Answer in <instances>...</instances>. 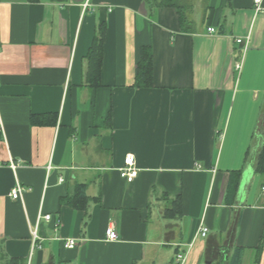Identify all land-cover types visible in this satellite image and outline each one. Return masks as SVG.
Instances as JSON below:
<instances>
[{
  "label": "crops",
  "instance_id": "crops-1",
  "mask_svg": "<svg viewBox=\"0 0 264 264\" xmlns=\"http://www.w3.org/2000/svg\"><path fill=\"white\" fill-rule=\"evenodd\" d=\"M151 1L0 0V264H230L238 248L243 264H264V1L183 0L186 31ZM143 46L151 88L135 86ZM129 154L133 183L121 176ZM79 185L84 209L67 202ZM178 198L182 214L165 218Z\"/></svg>",
  "mask_w": 264,
  "mask_h": 264
},
{
  "label": "trees",
  "instance_id": "trees-1",
  "mask_svg": "<svg viewBox=\"0 0 264 264\" xmlns=\"http://www.w3.org/2000/svg\"><path fill=\"white\" fill-rule=\"evenodd\" d=\"M153 6L156 7H170L175 8L178 11L180 24L182 30L186 31V25H188V18L186 7L183 0H153L151 1ZM106 34V25L101 24L98 26L93 44L87 55V75L86 84L90 88H98L101 85V72L103 66L104 57V39ZM135 86L137 88H151L153 86V56L150 46H143L140 52V61L138 64V71L136 75ZM38 117L34 116L32 122L37 124ZM256 172L264 177V144L259 153ZM240 176L237 172H233L230 178V182L227 187L226 202H232L239 189ZM78 198H68V204L75 207L84 209L87 202L85 196V186L79 185L77 187ZM81 196V197H80ZM67 200V199H66ZM81 204V205H80ZM182 214L181 200L178 198L173 204L168 207L164 212L165 218H174ZM243 248H238L229 262L230 264H243L244 259Z\"/></svg>",
  "mask_w": 264,
  "mask_h": 264
},
{
  "label": "built area",
  "instance_id": "built-area-1",
  "mask_svg": "<svg viewBox=\"0 0 264 264\" xmlns=\"http://www.w3.org/2000/svg\"><path fill=\"white\" fill-rule=\"evenodd\" d=\"M264 0H253L254 6L256 8V11H261L262 10V3ZM87 7V6H86ZM209 34H214L216 32V30L214 28H209L208 29ZM249 37L246 38H239L237 39V42L241 45H243L245 47V49H247L248 47V43H249ZM242 68V61H239L235 64V69L237 71H240ZM17 165H13V167L15 168ZM139 174V169L137 168V163H136V158L134 155L129 154L127 155L126 159H125V166L124 168L121 170V176L128 182V183H133L134 180L138 177ZM24 188L20 185L17 184L16 187L14 188V190L11 193V197L15 200L21 199L23 197V193H24ZM264 191V189H263ZM46 221H50L51 220V216L50 215H46V216H42L40 217ZM208 228H202L200 231V235L202 237H206L208 235ZM34 235V243L36 242V240L38 239L36 232L34 231L33 233ZM106 235H107V239L110 241H115L118 239V234L115 230L114 227H109L106 231ZM77 247V242L73 239H69L65 242V248L67 249H75ZM176 260L179 264L184 263L185 261V255L183 254H178L176 256Z\"/></svg>",
  "mask_w": 264,
  "mask_h": 264
}]
</instances>
